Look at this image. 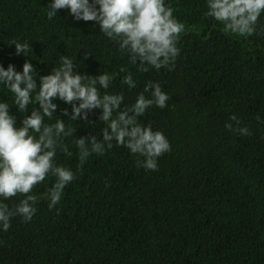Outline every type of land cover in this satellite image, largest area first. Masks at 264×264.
Returning a JSON list of instances; mask_svg holds the SVG:
<instances>
[{
	"label": "trees",
	"instance_id": "trees-1",
	"mask_svg": "<svg viewBox=\"0 0 264 264\" xmlns=\"http://www.w3.org/2000/svg\"><path fill=\"white\" fill-rule=\"evenodd\" d=\"M47 3L0 0L5 67L21 70L29 59L14 54L13 39L32 45L38 76L61 54L74 59L76 71L92 75L127 64L92 21L76 22L67 9L48 20ZM170 5L186 28L175 68L138 73L128 65L137 87L122 89L120 73L108 91H123L124 107L145 81H159L168 106H152L139 120L163 131L171 150L158 158L155 171H145L142 157L115 143L103 156L93 154L54 208L42 199L30 222L15 216L0 232V264H264V14L256 32L242 37L205 18L204 0ZM232 114L239 125L229 121ZM98 115H89L92 123L72 122L76 133L65 141L69 152L57 154L58 163L75 170L74 139H100ZM226 122L247 126L251 134L229 131ZM52 182L33 191L42 193ZM21 198L5 203L13 207Z\"/></svg>",
	"mask_w": 264,
	"mask_h": 264
},
{
	"label": "clouds",
	"instance_id": "clouds-1",
	"mask_svg": "<svg viewBox=\"0 0 264 264\" xmlns=\"http://www.w3.org/2000/svg\"><path fill=\"white\" fill-rule=\"evenodd\" d=\"M204 4L207 10L203 16L216 21L228 35H253L264 14V0H204ZM46 7L48 20L67 9L76 22L92 21L121 56L127 57V64L118 72L105 70L92 75L76 71L79 67L74 59L61 54L57 65L38 76L40 70L34 68L30 58L32 45L27 40L9 42L15 46V55L29 59L24 60L21 70L13 63L7 67L0 63V232L9 230L15 216L30 222L37 211L35 205L42 199L48 201L50 210L54 208L88 158L93 154L103 156L114 143L142 157L139 166L145 171H155L158 158L171 150L163 131L153 130L150 123L139 120L152 106H168L170 97L159 81H145L134 102L124 107V92L108 91L120 73L122 89L137 87L128 65L138 73L175 68L181 52L178 43L186 28L173 14L170 0H48ZM57 101L66 106L60 107ZM94 110H99L96 121L104 124L100 139L76 135L75 170L58 163L57 154L69 152L65 141L76 133L72 122L92 123L89 115ZM229 121L240 124L235 114L229 116ZM225 128L241 136L251 134L247 126L234 127L230 122ZM49 178L53 182L44 192L33 191ZM17 195L22 198L9 207L5 201Z\"/></svg>",
	"mask_w": 264,
	"mask_h": 264
}]
</instances>
